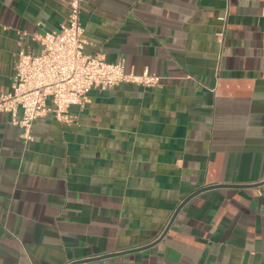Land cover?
I'll return each mask as SVG.
<instances>
[{
  "label": "crops",
  "instance_id": "crops-1",
  "mask_svg": "<svg viewBox=\"0 0 264 264\" xmlns=\"http://www.w3.org/2000/svg\"><path fill=\"white\" fill-rule=\"evenodd\" d=\"M68 1L0 0V95ZM263 7L82 0L84 53L159 83L91 89L33 141L0 114V264H264Z\"/></svg>",
  "mask_w": 264,
  "mask_h": 264
},
{
  "label": "built area",
  "instance_id": "built-area-1",
  "mask_svg": "<svg viewBox=\"0 0 264 264\" xmlns=\"http://www.w3.org/2000/svg\"><path fill=\"white\" fill-rule=\"evenodd\" d=\"M81 2L69 0L65 23L36 37L39 54L18 52L12 90L0 95V114L11 116V124L22 130L24 141H33V122L48 114L58 123L72 124L75 118L69 109L83 106L91 89L108 90L122 83L149 88L159 83V77L147 71L134 75L125 71L121 61L108 63L101 54L84 53Z\"/></svg>",
  "mask_w": 264,
  "mask_h": 264
},
{
  "label": "water",
  "instance_id": "water-1",
  "mask_svg": "<svg viewBox=\"0 0 264 264\" xmlns=\"http://www.w3.org/2000/svg\"><path fill=\"white\" fill-rule=\"evenodd\" d=\"M204 190H206V189H202L201 191H204ZM201 191H199V192H197V193H194L193 195H190L189 197H187V198L185 199V201H184L183 203L187 202V201L190 200L193 196H195L196 194L200 193ZM171 220H172V219H171ZM109 256H110V255H109ZM105 257H107V256H105ZM105 257H100V258H105Z\"/></svg>",
  "mask_w": 264,
  "mask_h": 264
}]
</instances>
